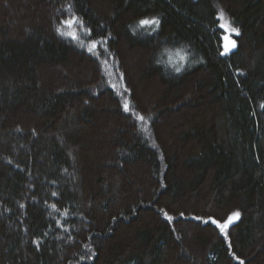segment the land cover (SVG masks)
<instances>
[{
  "label": "trees",
  "instance_id": "1",
  "mask_svg": "<svg viewBox=\"0 0 264 264\" xmlns=\"http://www.w3.org/2000/svg\"><path fill=\"white\" fill-rule=\"evenodd\" d=\"M241 261L264 264V0H0V264Z\"/></svg>",
  "mask_w": 264,
  "mask_h": 264
},
{
  "label": "snow or ice",
  "instance_id": "2",
  "mask_svg": "<svg viewBox=\"0 0 264 264\" xmlns=\"http://www.w3.org/2000/svg\"><path fill=\"white\" fill-rule=\"evenodd\" d=\"M69 7H71L69 5ZM219 20L222 21L221 23V27L225 29L226 34L224 35L223 39H222V44L221 47L223 48V51L220 53L221 55H228L229 53L232 52L233 49H236L238 47L236 41L234 39H231V34H235V35H240V30L232 25L231 20H229L227 18V16L223 13V11L220 12L219 14ZM63 23L68 26V27H72L74 28V26L77 23H82L81 21H79V19L77 17H72L71 19H67L65 21H63ZM160 24V20L158 18H152V19H144L140 21V26L141 27H156L159 26ZM57 31H60V29L58 28ZM62 35H64L65 33L61 32ZM67 35L73 36V38H76L77 33L75 31H71L68 32ZM96 47V43H93L91 48H89V51L92 50V48ZM182 60H186V57H181ZM176 71H180V68H177ZM124 110L125 111H129L130 110V104L129 102L125 101L124 102ZM139 120L143 121L145 119V117L143 115H140L138 117ZM53 207H55V205H53ZM164 215L166 216V218L168 220H172L173 217L168 216L167 213H164ZM181 216H183V213L180 214ZM240 213L239 212H234L232 213L231 216L228 217L227 221L224 223H221L220 221L217 220H212L213 223L217 224V226L221 229L222 232H224L225 236L227 235L226 229L229 227V225H231L235 220H238L240 218ZM196 219H200V217H196ZM237 259H239V257H237ZM241 264H243V261H241Z\"/></svg>",
  "mask_w": 264,
  "mask_h": 264
},
{
  "label": "water",
  "instance_id": "3",
  "mask_svg": "<svg viewBox=\"0 0 264 264\" xmlns=\"http://www.w3.org/2000/svg\"><path fill=\"white\" fill-rule=\"evenodd\" d=\"M226 34V33H225ZM224 34V35H225ZM224 35H222V39H223V37H224ZM231 39H233L232 37H230ZM235 40V39H234ZM236 41V40H235ZM236 43H237V45H238V42L236 41ZM235 51V49H233L232 50V52L231 53H229L228 55H231L233 52ZM223 56H227V55H223ZM167 214H168V216H171V217H173V219L172 220H168L167 218H166V216L165 215H163V219H166L170 224H171V226H172V228L173 229H175V223L179 220V219H184V220H197L196 219V216H186L185 214H183V216H181V215H173V214H170V213H168V212H166ZM232 214H230L229 216H231ZM228 216V217H229ZM228 217L225 219V220H218V219H216V218H214V217H210V218H208V222H210L213 226H215V227H217L219 230H220V232L222 233V234H224V232H222L221 231V229L217 226V224H215V223H213L212 222V220H217V221H220L221 223H224V222H226L227 221V219H228ZM241 215H240V218L238 219V220H235L231 225H229V227L226 229V231L227 230H229V229H231V228H233L236 224H238L239 223V221H240V219H241Z\"/></svg>",
  "mask_w": 264,
  "mask_h": 264
},
{
  "label": "rangeland",
  "instance_id": "4",
  "mask_svg": "<svg viewBox=\"0 0 264 264\" xmlns=\"http://www.w3.org/2000/svg\"><path fill=\"white\" fill-rule=\"evenodd\" d=\"M219 12V14H220V12H221V10H219L218 11ZM231 37L233 38V39H235L234 37V35L233 34H231ZM137 55V54H136ZM137 57L138 58H136L135 57V62H138V64H139V68H140V65H141V59L139 58V56L137 55ZM134 67L137 69V67H136V65L134 64ZM141 86L143 87V86H145V88H147V90H148V88H150L151 86H153V84L152 83H150V81L149 80H146L145 82H143V80H141ZM143 89H144V87H143ZM146 91V90H145ZM164 220H166V219H164ZM167 221V220H166ZM168 222V221H167Z\"/></svg>",
  "mask_w": 264,
  "mask_h": 264
}]
</instances>
